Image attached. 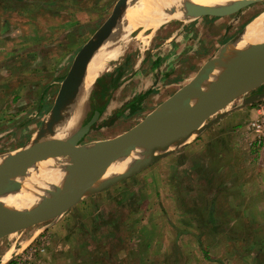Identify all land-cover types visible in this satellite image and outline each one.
Here are the masks:
<instances>
[{
    "label": "rangeland",
    "instance_id": "obj_1",
    "mask_svg": "<svg viewBox=\"0 0 264 264\" xmlns=\"http://www.w3.org/2000/svg\"><path fill=\"white\" fill-rule=\"evenodd\" d=\"M118 1L1 0L0 97L7 99L8 91L15 92L8 84L14 77L20 81L18 96L26 97L17 102L18 114L32 108L38 89L46 101L43 112L32 122L29 143L24 141L28 133H19L24 126H18L16 133L1 138L0 158L18 155L47 126L59 93L51 86L55 74L62 68L65 73L70 71L76 55L109 19ZM137 2L128 1L127 14ZM243 12L247 15L241 27L230 31L226 43L259 24L264 17V0L222 17L241 16ZM146 19L135 24L143 26L125 25L127 32L114 35L131 37L124 47L132 54L139 52L141 35L153 34V38L166 41L172 26L189 23L172 20L150 30L144 26ZM13 54H21V58L13 61ZM27 87L29 95L24 91ZM263 91L264 84L250 90L228 110L246 109L253 119L251 111L263 107L264 100L247 105L245 101ZM91 94L93 89L78 128L94 111ZM7 110L3 108L2 113ZM224 112L226 109L215 113L206 124ZM146 114L127 117L113 128H94L81 146L93 148L121 138L143 122ZM252 119L246 123L234 119L239 123L234 127L231 122L227 127L218 125L220 120L187 144L171 149L160 161L88 197L64 215L13 230L11 238L0 240V264L9 249H13V259L5 264H264V159L260 156L264 152H256L250 145L252 135L246 127ZM4 128L2 125L0 134ZM234 132L246 142L239 149L241 154L252 151L258 155L255 160L245 159L244 154L240 160L233 157ZM221 136L223 140L217 141ZM61 160L71 161L68 157Z\"/></svg>",
    "mask_w": 264,
    "mask_h": 264
},
{
    "label": "water",
    "instance_id": "obj_2",
    "mask_svg": "<svg viewBox=\"0 0 264 264\" xmlns=\"http://www.w3.org/2000/svg\"><path fill=\"white\" fill-rule=\"evenodd\" d=\"M128 1H118L109 19L76 55L60 87L46 127L60 124V121L72 111L74 100L80 93L89 64L97 51L116 33L127 32L128 26L121 25L120 18ZM257 2L259 1L243 0L227 5L195 6L190 14L196 17L206 15L222 17L239 12ZM243 34L244 32L239 34L234 41L227 43L217 60L208 62L190 84L169 98L125 136L99 143L93 148L82 147L84 139L100 118V113L95 112L66 140L50 139L37 145L29 144L18 155L11 156L0 166V223L2 227L13 231L60 217L88 197L132 178L166 157L168 153L148 155L130 170L106 178V173L113 164L126 162L138 150L150 147L154 140L169 144L173 133L187 129L192 122L205 121L204 126L196 131L195 135H200L207 128L222 120L228 114L227 111L206 124L207 119L212 115L225 110L238 98L264 84V42H262L253 46L246 62L233 78L220 86H213L212 78L226 64L229 47L237 43ZM261 100H264V91L249 97L245 105ZM59 157H68L75 164L74 166H77L62 196L40 200L29 208L22 209L9 207L2 202L18 194L13 189V185L32 168L49 159Z\"/></svg>",
    "mask_w": 264,
    "mask_h": 264
},
{
    "label": "crops",
    "instance_id": "obj_3",
    "mask_svg": "<svg viewBox=\"0 0 264 264\" xmlns=\"http://www.w3.org/2000/svg\"><path fill=\"white\" fill-rule=\"evenodd\" d=\"M245 13L229 18L202 16L187 24H175L168 30L166 41L154 37L146 50L143 51L140 45L138 53L132 54L131 50L124 47V57L119 61L111 62V70L99 78L93 87L91 107L94 111L92 115L99 112L100 118L92 130L94 128L101 130L113 128L121 124L127 117L142 116L147 112L146 115L149 116L157 110L169 98L190 84L202 68L218 52H221L227 44V36L232 34L230 31L234 29L235 32L239 26L241 27L243 17L247 15ZM11 58H14L13 61L19 60L21 54L18 57L13 54ZM68 72L65 73L63 68L57 72L51 86L54 89L57 87L59 91ZM8 84L10 89H15V92L8 91L7 99L4 96L0 97V128L2 125L7 127L3 129V134H0V140L5 135L16 133L18 126H24L19 133H28L24 136V141L28 144L27 137L32 134V122H35L39 117V112H43L46 100L43 101L45 98H43L41 89H38L36 91L38 95L31 101L32 108L18 114L17 102L24 101L26 97L23 94L18 96L19 79L9 78ZM24 91H26V95L31 92L28 87ZM3 93L5 95L4 89ZM229 107L226 108L228 115L218 125L227 127L231 122V127H234V125H239V123L235 124L236 121L233 122L234 119H244L245 123L249 118L252 119L250 111L239 109L236 112H230L228 109L231 108ZM3 108H8V112L4 113L5 116L2 113ZM252 113L255 114V111H251V115ZM239 135L235 132L232 133V137L236 141H233V157L240 160L244 154L245 159L255 160L258 155H253L252 151L248 154L245 152L241 154L239 151L243 146L242 143H246L240 133ZM221 140H223L222 136L217 139V141ZM260 156L264 159V153ZM80 264H84V262Z\"/></svg>",
    "mask_w": 264,
    "mask_h": 264
},
{
    "label": "bare ground",
    "instance_id": "obj_4",
    "mask_svg": "<svg viewBox=\"0 0 264 264\" xmlns=\"http://www.w3.org/2000/svg\"><path fill=\"white\" fill-rule=\"evenodd\" d=\"M240 1L243 0H139V3L137 2V5L133 7L131 14H127L126 8L128 3L125 4L120 18V24L122 25L124 23L123 25H130L129 27L134 26L137 28L140 25L143 26V24H135H138L137 22L142 18H147V24L144 26L150 30H157L160 26L172 20H179L182 22L192 21L194 15H191L190 12L195 6L209 7L227 5ZM135 10H137V12H135ZM259 20L260 22L257 26L252 25L250 30H245L240 40L229 47L226 64L222 69L217 71L212 78L214 87L220 86L233 78L246 62L253 46L264 42V17ZM152 38L153 34L146 36L141 35L139 37L141 49L143 51L148 48ZM130 41L131 37L128 34L112 36L102 48L97 51L89 64L80 93L74 100L72 111L60 121V124L53 127H45V129L31 141L30 145H37L40 142L50 139L66 140L76 131L83 119L85 104L96 83V79L102 73L111 70L109 62L119 61L124 57V46H127ZM204 124V120L190 123L187 129H182L173 133L170 136V143L167 145L160 140H154L150 147L138 150L126 162L113 164L106 173V178L130 170L148 155L165 154L170 152L171 149L174 151L178 147L187 144V142H190L194 138L196 131L204 126ZM9 159V156L0 158V166ZM74 165L75 164L71 161L63 162L61 157L49 159L38 164L13 185V189L18 192V194L14 197L4 199L2 202L9 207L22 209L29 208L32 204L40 200H49L62 196L70 184L74 168H77V166ZM14 234L15 232L13 233L9 229H4L0 223V240L7 237L11 238ZM12 255L13 249H9L3 256L1 264L11 261L13 259Z\"/></svg>",
    "mask_w": 264,
    "mask_h": 264
},
{
    "label": "built area",
    "instance_id": "obj_5",
    "mask_svg": "<svg viewBox=\"0 0 264 264\" xmlns=\"http://www.w3.org/2000/svg\"><path fill=\"white\" fill-rule=\"evenodd\" d=\"M247 129L252 135L250 141L252 148L264 152V105L255 111V117H253Z\"/></svg>",
    "mask_w": 264,
    "mask_h": 264
}]
</instances>
